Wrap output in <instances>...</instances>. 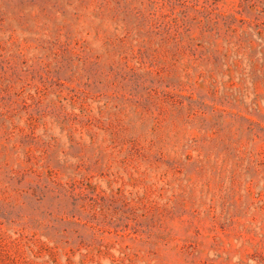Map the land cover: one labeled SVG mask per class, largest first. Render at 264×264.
<instances>
[{"label": "rangeland", "instance_id": "1", "mask_svg": "<svg viewBox=\"0 0 264 264\" xmlns=\"http://www.w3.org/2000/svg\"><path fill=\"white\" fill-rule=\"evenodd\" d=\"M0 264H264V0H0Z\"/></svg>", "mask_w": 264, "mask_h": 264}]
</instances>
